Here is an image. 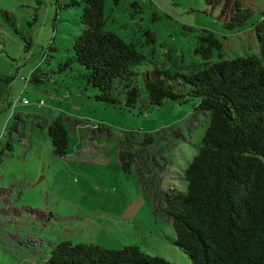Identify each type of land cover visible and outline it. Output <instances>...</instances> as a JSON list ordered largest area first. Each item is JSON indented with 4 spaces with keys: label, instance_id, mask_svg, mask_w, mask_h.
Here are the masks:
<instances>
[{
    "label": "rangeland",
    "instance_id": "rangeland-1",
    "mask_svg": "<svg viewBox=\"0 0 264 264\" xmlns=\"http://www.w3.org/2000/svg\"><path fill=\"white\" fill-rule=\"evenodd\" d=\"M74 1L55 20L56 0H0V264H43L51 244L62 239L109 248L136 244L176 264H192L172 242L161 200L121 169L116 150L125 131L174 128L173 137L151 147L161 155L155 180L162 189L185 190L183 170L198 151L209 111L196 108L199 99L191 96L167 98L139 113L145 91L132 110L106 105L94 98L98 89L78 77L82 69L75 62L65 75L53 73V84L28 82L35 67L56 70L73 56V38L82 31V3ZM253 7L245 26L227 30L219 8L211 10L204 0H105L104 28L145 56L137 68L141 84L142 72L156 67L188 74L205 61L260 56L252 24L264 0H253ZM205 32L214 44L200 40ZM22 97L29 103L8 105ZM58 115L68 129L65 156L54 152L46 128Z\"/></svg>",
    "mask_w": 264,
    "mask_h": 264
},
{
    "label": "trees",
    "instance_id": "trees-1",
    "mask_svg": "<svg viewBox=\"0 0 264 264\" xmlns=\"http://www.w3.org/2000/svg\"><path fill=\"white\" fill-rule=\"evenodd\" d=\"M104 2L81 0L82 31L73 38V56L60 61L56 70L35 67L27 81L35 86L53 84V73L65 75L75 62L82 69L78 77L86 86L98 89L94 98L106 105L132 110L145 91L146 103L137 107L141 113L167 98L198 97L196 108L209 111V122L198 151L183 170L185 190L175 185L162 189L155 180L154 168L160 163L151 147L173 137L176 130L172 127L125 131L118 137L116 150L120 167L133 172L143 189L161 200L174 229L172 242L192 264H264V7L252 24L260 56L205 61L188 74L156 67L143 71L139 84L137 68L145 56L104 28ZM75 3L56 0L55 20ZM204 3L211 10L219 8L218 20L227 30L242 28L255 14L253 0ZM200 40L210 45L216 42L208 32ZM201 51L205 53L203 48ZM174 80L180 84L177 89ZM12 101L8 105L12 106ZM97 127L108 130L100 124ZM46 128L54 152L65 156V119L53 117ZM51 245L43 264H176L136 244L109 248L62 239Z\"/></svg>",
    "mask_w": 264,
    "mask_h": 264
},
{
    "label": "built area",
    "instance_id": "built-area-1",
    "mask_svg": "<svg viewBox=\"0 0 264 264\" xmlns=\"http://www.w3.org/2000/svg\"><path fill=\"white\" fill-rule=\"evenodd\" d=\"M19 100H20L22 103H24V104L29 102L28 98H26V97L16 98V99H14V100L12 101V103H11L12 107L15 106V105L17 104V101H19ZM41 102H42V100L39 101L38 104H40Z\"/></svg>",
    "mask_w": 264,
    "mask_h": 264
}]
</instances>
